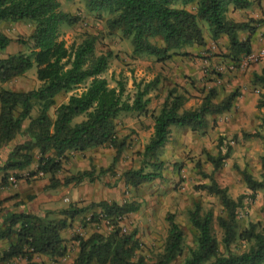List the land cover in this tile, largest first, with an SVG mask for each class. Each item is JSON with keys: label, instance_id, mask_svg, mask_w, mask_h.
I'll return each instance as SVG.
<instances>
[{"label": "trees", "instance_id": "1", "mask_svg": "<svg viewBox=\"0 0 264 264\" xmlns=\"http://www.w3.org/2000/svg\"><path fill=\"white\" fill-rule=\"evenodd\" d=\"M72 1V0H67ZM88 10L99 16L109 14L107 27L111 32L119 31L132 41L136 55L148 54L158 60L172 58L174 55L190 54L186 49L205 46L204 26L213 40L226 37L228 51L226 60L237 62L253 51L254 27L247 21H238L228 16L231 6L246 9L252 0H84ZM196 5L195 11L186 8ZM28 20L34 24L32 34L20 37L17 41L29 44L30 51H19L0 57V145L11 142L17 135H28L29 139L17 144L8 155L0 170H23L38 162L36 173L42 172L50 178L48 188H57L61 181L57 173L63 169L67 153L84 152L94 147H112L116 151L114 162L118 161L127 143L120 139L115 119L123 112L147 113L150 93L157 81L139 83L132 97L126 95L125 83L119 81L111 87L103 74L110 65V53H98V36L85 33L78 42L67 45L61 38L62 28L74 25L79 17L61 10L59 0H0L1 21ZM249 31L247 38H241ZM156 40H161L158 44ZM14 39L0 31V51H4ZM37 65L40 87L28 91H14L2 85L23 76L33 65ZM253 80L264 87V69L255 72ZM83 86L81 92L71 94L66 102L56 106V118L50 116L51 109L57 104L56 96L70 93ZM240 92L235 90L221 96L216 88L203 92L198 105L187 107L190 101L189 90L175 85L168 90L161 107L153 113V134L146 144L143 155L153 157L169 140L173 126L189 127L198 131L208 127L209 116L230 110ZM38 107L39 114L32 118V111ZM264 107V97L259 104ZM77 116H84L74 123ZM31 118L25 126L27 119ZM36 151L39 157L36 158ZM229 153L213 156L208 154L215 170L219 169ZM151 171L144 167L129 169L123 173L127 184L137 187L143 183L162 177L164 162L156 158ZM262 179H255L245 172L244 180L250 190L256 193L264 189V156L262 157ZM111 172L115 175L114 164L73 174L64 179V185L81 184L86 179L95 181L101 175ZM32 174L30 176H34ZM13 177L21 179L18 174ZM29 181V178L26 179ZM10 184L6 174L0 186ZM198 188L219 198L225 215L217 221L223 230L222 243L214 232L215 214L213 210L203 211L199 202L188 209L189 220L195 230V246L189 249L183 264H264V229L251 223L239 230L237 211L242 198L230 197L228 189L211 179V184ZM18 195L0 200V214L4 212V202L18 198ZM29 196L28 199H33ZM19 200L13 206H22ZM140 207L137 201L91 202L86 206L70 205L60 211L61 217H50L28 212L9 211L3 216L0 225V240L14 239L9 247L0 253V261L9 264L18 258L25 264H45L35 260L36 255L48 256L52 261L65 257L69 245L62 237V231L90 210L100 208L90 222L100 224L107 220L112 226L108 233L95 231L88 237L76 235L78 254L71 264H171L183 254L185 233L176 222L175 214L168 213V236L164 250L154 262H149L138 252L142 242L137 231H127L122 225L126 216ZM236 239L246 242L247 248L233 252L231 246ZM223 249L222 250V246Z\"/></svg>", "mask_w": 264, "mask_h": 264}, {"label": "rangeland", "instance_id": "2", "mask_svg": "<svg viewBox=\"0 0 264 264\" xmlns=\"http://www.w3.org/2000/svg\"><path fill=\"white\" fill-rule=\"evenodd\" d=\"M59 1L62 11L79 17L74 25L62 28L61 38L67 45H71L80 41L85 33L97 35V52L111 54L109 68L103 74L111 87H116L119 81L125 83L126 95L130 98L139 83L142 86L150 81L157 83L150 93L147 113L123 112L115 119L118 135L127 143L118 161L114 162L116 151L112 147L70 152L68 159L64 161L66 165L57 173V177L61 181L93 167L98 174L101 168H108L112 164L116 174L108 172L95 181L86 179L81 184H72L70 187L62 184L57 188H45V191L42 189L41 192L53 197L46 202L48 209L54 208L49 216L61 217L60 211L70 205L82 207L101 200L137 201L140 203L139 209L126 216L122 225L127 231L136 229V236L142 242L138 255L154 262L164 250L169 228L167 215L173 213L176 222L184 230L186 239L183 254L171 264H183L189 249L195 246V230L188 215V209L194 203L199 202L203 211H214V232L222 243L223 230L218 225L217 217L225 215L223 206L218 197L198 188L202 184H211V179H214L221 187L228 189L231 198H242V205L237 211L239 230H244L251 223L264 229V189L254 193L244 180L245 172L261 180L263 171L264 107H259V104L264 97V87L255 83L253 76L255 72L261 73L264 69V0H252L248 8L240 10L234 16L236 20L247 21L255 28L252 33L244 31L241 34V38H247L251 33L255 49L250 54L252 57L244 55L237 62L231 63L225 59L228 41L223 37L213 40L205 26L204 34L208 41L205 46L186 49L190 54L174 55L161 61L156 56L134 54L131 39L123 37L119 31L111 32L108 29L107 12L99 16L88 10L84 0ZM33 30L34 24L28 20L1 21L0 31L15 42L0 51V57L19 51L29 52L30 45L21 44L17 39L29 37ZM156 42L161 44V40ZM40 85L37 65L34 64L7 88L28 91ZM175 85L189 90L190 101L187 107L198 105L203 92L213 87L219 90L221 96L235 90L240 92V96L230 110L209 116L208 127L203 130L173 126L168 142L155 156L146 158L143 153L153 132L152 114L159 111L168 90ZM82 90L83 86L73 92ZM62 93L57 95V104L66 102L64 100L70 94ZM38 114L36 106L31 117L35 118ZM50 116L56 118L54 109H51ZM83 119L84 116H77L74 123ZM30 120L31 118L26 120L25 126ZM227 152L229 157L215 170L208 154L217 156ZM156 158L164 162L161 178L137 187L125 182L122 176L125 171L140 167L151 171ZM25 188L30 189L29 185ZM100 212V208H95L77 218L70 234L72 239H68V242L76 235L88 237L98 230L108 233L112 226L107 220L100 224L90 222L93 214ZM70 245L72 256L78 250V245L74 248L73 243ZM221 247L224 250L223 245ZM246 248V242L241 239H236L231 246L233 252H241Z\"/></svg>", "mask_w": 264, "mask_h": 264}, {"label": "crops", "instance_id": "3", "mask_svg": "<svg viewBox=\"0 0 264 264\" xmlns=\"http://www.w3.org/2000/svg\"><path fill=\"white\" fill-rule=\"evenodd\" d=\"M186 8L188 10L194 12L196 9V5L190 4V5H187ZM238 12H240V9H235L234 6H231L229 13H228V16L232 19H235L234 16ZM223 38L225 40H227L225 36ZM206 41H207V39H206ZM257 46H258V43H257ZM254 49H255V47L253 44V50ZM9 54H11V53H9ZM14 80L15 79H13L12 81H10L8 83L3 84L2 86L7 88V86H9ZM63 93H65V92H63ZM73 93L74 92H70V94L68 95V97L64 101H67L69 96ZM55 99H56V103H57V96ZM61 103L62 102H59L52 109L55 110L56 106L61 104ZM152 134H153V132H152ZM28 139H29L28 135L19 134L11 142L0 145V167H2L6 163L8 155L10 154L12 149L17 144L23 143ZM84 152H86V151H84ZM67 155L69 156V153H67ZM38 157H39V152L36 151V158H38ZM64 161H66V160H64ZM64 161H63V167L66 165ZM37 170H38L37 160H34V163L32 165H30L29 167H27L26 169H23V170H14V171H12V170L11 171L0 170V184L2 183V180L6 174L9 175V179H10L9 185L0 186V200H4V199L12 197L14 195L19 196L18 198H14L12 200L4 202L3 206L5 207V209H4V212H2L0 214V225H2V223H3V216L7 215V213L9 211L28 212V213L44 216L47 213H49L51 210H54V208L48 209L46 207V202H48V200H50L53 197L49 196L47 193L41 192L42 189H44V191H45V188L48 189V186L50 184V178L49 177L47 178V175L41 176L40 173H36ZM14 173L18 174L20 177H22V179L16 180L15 182H12L11 179H12ZM32 174H35V175L30 176ZM28 176L30 179L29 181L26 180V178H28ZM62 184H64V180H61L60 185H62ZM27 185H29L30 189L25 188ZM71 185H69V187ZM29 196H34V198L28 199ZM19 200L25 201V204L22 206H18V207L13 206L16 203V201H19ZM75 224L76 223L74 222L72 224V226L70 225V227H68L62 231V237L66 240V242L69 244V246H71L70 243L71 244L73 243L74 244L73 248H74V246L77 247L78 243L75 242L74 240H72L69 243L68 239L69 240L72 239V238H70V234H71L72 230H74L73 228H74ZM13 240H14L13 238L10 240L9 239H1L0 240V253L9 247V245L11 244V242ZM78 250H79V248H78ZM78 250H76V252L72 253L73 255L71 256L70 247H69L68 255L65 257L59 258L57 261H52L48 256H45V255H36L35 260L39 261V262H44L45 264H71V262L76 258L77 254H78ZM10 263H12V264H25L26 261L23 258H18V259H15L14 261H11ZM0 264H9V263L0 261Z\"/></svg>", "mask_w": 264, "mask_h": 264}, {"label": "built area", "instance_id": "4", "mask_svg": "<svg viewBox=\"0 0 264 264\" xmlns=\"http://www.w3.org/2000/svg\"><path fill=\"white\" fill-rule=\"evenodd\" d=\"M249 55H250V54H249ZM252 56H253V55H250V56H248V57L250 58V57H252ZM40 175L42 176V175H43V173H42V172H40ZM11 180H12V182H15V181H16V179H15L14 177H12V179H11Z\"/></svg>", "mask_w": 264, "mask_h": 264}]
</instances>
